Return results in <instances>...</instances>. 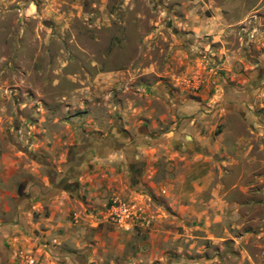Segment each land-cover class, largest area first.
<instances>
[{
  "label": "rangeland",
  "instance_id": "obj_1",
  "mask_svg": "<svg viewBox=\"0 0 264 264\" xmlns=\"http://www.w3.org/2000/svg\"><path fill=\"white\" fill-rule=\"evenodd\" d=\"M107 144L137 156L133 167L83 170ZM49 180L72 201L78 191L82 219L96 213L82 229L70 213L80 245L60 243L59 228L51 250H93L98 264H264V0H0V227ZM113 199L150 224L110 225ZM6 248L0 264L44 260Z\"/></svg>",
  "mask_w": 264,
  "mask_h": 264
},
{
  "label": "crops",
  "instance_id": "obj_2",
  "mask_svg": "<svg viewBox=\"0 0 264 264\" xmlns=\"http://www.w3.org/2000/svg\"><path fill=\"white\" fill-rule=\"evenodd\" d=\"M107 145L109 146L98 147V154L92 155L91 157H93V160L88 164L83 162L82 169L87 170L89 166L94 164L93 161L97 162L95 165H97L98 169H100L101 165L114 163L117 164L118 167H121V164L128 166V168L133 167L132 165L135 164L137 156L128 153L125 149L118 148L111 151V148L115 145ZM135 149L137 150V148ZM107 150L110 151L107 152ZM104 151H106L105 154ZM149 163L150 162L147 161L145 164L146 167ZM70 173H63L66 174V176L63 175L66 184H69L68 180H70L69 182H73L72 173ZM79 177L81 176H77L76 178ZM49 183L51 186L30 187L24 198L25 200L17 205V216L14 222L5 226L2 225L3 228L0 227V251H2L3 248L5 249L8 244L10 247L7 248L14 255H17L18 258L26 256V253L33 252V250L39 252L40 255L43 254L44 260H42L41 264H98L95 261V263H93V250H76L69 248L68 246H61L58 249L51 250L47 246V244L52 241V235L59 228L65 230V235L60 238V243H69L71 247L73 243H76V246L80 245V242L76 241L78 234L75 235L73 233L75 228H72L71 223L68 222V216L70 213L79 216V221L74 218L75 223L73 227L77 226L76 228L82 229V227H85L86 225H96V221L92 219L96 213L87 216V218L85 217V219L81 218V210L85 207L77 200V190L76 192H72V195H74V200L72 201L68 199L69 188H63L62 186L55 188L52 187L51 180H49ZM111 193L113 194L111 195ZM102 194H110L109 196H122L123 192L114 190L108 192L105 189H101L98 194H95V196H101ZM130 194L135 196L133 192H130ZM91 208H94L92 210H95L94 205H92ZM44 209H47V214H43ZM35 216L37 218H35ZM70 230L72 232H70ZM116 233L118 235L121 234L118 231H116ZM3 244H6V246ZM0 255H2V253H0ZM8 256L10 257V255ZM50 258L54 260L53 263L49 261Z\"/></svg>",
  "mask_w": 264,
  "mask_h": 264
},
{
  "label": "built area",
  "instance_id": "obj_3",
  "mask_svg": "<svg viewBox=\"0 0 264 264\" xmlns=\"http://www.w3.org/2000/svg\"><path fill=\"white\" fill-rule=\"evenodd\" d=\"M104 217L110 225L123 232L145 228L150 224V220L135 204L120 199H113L106 206ZM33 263L34 261L30 260L29 264Z\"/></svg>",
  "mask_w": 264,
  "mask_h": 264
},
{
  "label": "water",
  "instance_id": "obj_4",
  "mask_svg": "<svg viewBox=\"0 0 264 264\" xmlns=\"http://www.w3.org/2000/svg\"><path fill=\"white\" fill-rule=\"evenodd\" d=\"M185 139H186L187 144L191 145V140H190V138H189V137H186ZM180 151H181V152H188V151H190V148H189L188 146H184V147H182V148L180 149Z\"/></svg>",
  "mask_w": 264,
  "mask_h": 264
}]
</instances>
